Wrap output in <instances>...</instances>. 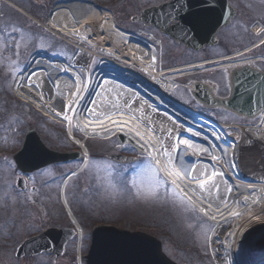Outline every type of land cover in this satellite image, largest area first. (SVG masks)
<instances>
[{"label": "bare ground", "instance_id": "6f19581e", "mask_svg": "<svg viewBox=\"0 0 264 264\" xmlns=\"http://www.w3.org/2000/svg\"><path fill=\"white\" fill-rule=\"evenodd\" d=\"M44 26L57 37L69 40L76 52L71 64L53 60L47 54L32 57L24 73L16 78L14 90L18 98L59 123L75 118L87 134L99 127L124 133L138 151L150 156L170 177L182 179L190 172L163 153L161 146L165 148L173 136L185 149L205 151L228 171L237 172L240 180L228 203L215 210H202L216 225L210 240L214 260L216 264H244L251 261L255 251L264 260L263 131L257 125L241 126L239 136H225L214 121L198 110L175 102L170 95L176 85L174 80L182 70L191 68H176L165 75L155 72L154 52H148L141 40L121 31L110 11L81 1L57 3ZM98 56L101 65L89 76L91 60ZM242 62L247 60H223L209 69ZM201 65L195 64L194 69L205 68ZM80 72L85 73L86 81ZM116 77L120 81L111 83ZM123 93L134 102L114 107L111 98ZM101 94L105 100L97 104L95 98ZM150 123L162 128L156 129L157 137ZM188 135L193 138L185 139ZM72 139L89 158L85 144L74 135ZM211 187L204 186L203 190ZM77 231L82 242L83 231L80 227Z\"/></svg>", "mask_w": 264, "mask_h": 264}, {"label": "rangeland", "instance_id": "374dc122", "mask_svg": "<svg viewBox=\"0 0 264 264\" xmlns=\"http://www.w3.org/2000/svg\"><path fill=\"white\" fill-rule=\"evenodd\" d=\"M58 1L71 0H49V3L46 0H12L20 11L8 4L0 7V264H76V241L73 239L58 258L47 253L35 257H14L15 247L23 239L46 227L70 226L59 201V185L68 173V168L48 167L28 175V189L20 193L14 188L18 172L11 160L30 127L38 132L50 149L72 150L64 126L45 118L33 106L9 93L12 80L35 54L36 50L31 46L33 40L41 44L40 50L43 53L54 54L65 61L72 57L68 61L72 62L76 52L74 45L36 25L27 16L45 17L47 4L54 6ZM77 1H90L101 9L109 10L117 26L130 31L138 28L130 18L144 7L160 0ZM245 4L247 10L248 7L259 6H250L248 1ZM255 13L259 11L253 10L249 12V16L255 18ZM156 35L163 41L164 67L202 57L176 48L173 42L160 34ZM217 78V75L213 76L216 82ZM221 82L222 78L219 83ZM172 95L189 103V96L182 88H177ZM209 113L226 121L235 120L223 111L214 110ZM88 145L92 154L91 161L82 177H76L66 190L69 206L84 228L82 256L87 252L91 229L97 224L111 223L156 237L162 242L165 254L177 264H215L211 257V247L209 248L212 224L196 212H189L184 203L170 189H166L146 160L130 163L126 167L115 165L106 158V152L111 154L119 151L132 156L130 146H119L116 141L106 144L98 140H89ZM136 164L144 169L142 175L132 171ZM108 165L112 167L109 168ZM133 177L136 178L140 195H137V189L130 187L129 181ZM31 187H35V190L31 191Z\"/></svg>", "mask_w": 264, "mask_h": 264}, {"label": "water", "instance_id": "95a60500", "mask_svg": "<svg viewBox=\"0 0 264 264\" xmlns=\"http://www.w3.org/2000/svg\"><path fill=\"white\" fill-rule=\"evenodd\" d=\"M233 15L234 10L226 0H171L142 10L136 20L198 50L215 45V34ZM173 19H178V22L167 27ZM223 73L228 89L226 97H218L216 86L210 82H194L190 90L192 98L205 108L225 110L242 119L258 117L264 111V72L251 64L229 68ZM71 157L47 149L36 132L29 129L21 150L13 156V160L20 171L30 172ZM112 158L122 160L115 156ZM21 184L19 179L17 185ZM72 236L71 229H48L20 244L15 256H33L42 251L59 256L65 242ZM253 254L251 261L244 264H264V260L259 259L261 253L255 251ZM84 259L85 264H176L163 253L158 239L110 225L97 226L92 230Z\"/></svg>", "mask_w": 264, "mask_h": 264}, {"label": "flooded vegetation", "instance_id": "af4514ba", "mask_svg": "<svg viewBox=\"0 0 264 264\" xmlns=\"http://www.w3.org/2000/svg\"><path fill=\"white\" fill-rule=\"evenodd\" d=\"M167 1L168 0H160L159 3H164ZM247 1L250 6L251 5H259V6L256 8H253L251 6L248 7L247 10L245 4V2ZM227 2L230 4L232 8L236 10L235 16L227 26L219 29L216 34L218 41L219 43H221L223 51L225 52L234 50L238 45L249 44L256 41L255 37L250 32V25L253 21L257 20L258 23L264 28V0H227ZM253 10L259 11V13H255V15H257L255 18L253 17L251 18V16H249V12H253ZM175 46L177 48H181L183 50L189 51L193 54H200V55H208L211 53L209 50L212 49V48H204L199 52H193L191 50L186 49L183 45L175 44ZM261 51L264 52V45L258 48L257 50L253 51V53L261 52Z\"/></svg>", "mask_w": 264, "mask_h": 264}, {"label": "snow or ice", "instance_id": "6c2138e0", "mask_svg": "<svg viewBox=\"0 0 264 264\" xmlns=\"http://www.w3.org/2000/svg\"><path fill=\"white\" fill-rule=\"evenodd\" d=\"M0 46H2V44H0ZM19 47V45H17V48ZM18 54V53H17ZM65 119H67V117H65ZM162 147V150H163V153L164 154H168V148H163V145L161 146ZM173 146H169V148H171ZM109 168H111L112 166L111 165H108ZM124 171H127V169H125ZM133 172H136L137 175H142L143 172H144V169L141 168V166L139 164H136L133 169H132ZM157 175H158V172H157ZM213 175H215V173H213ZM188 176H189V179H196V177L194 176H191L190 173H188ZM159 182V181H158ZM129 184H130V187L131 188H135L137 189V195H140V192H139V186L137 185V182H136V178L133 177L130 181H129ZM204 183H200L199 184V187L200 188H204ZM166 189H167V185H166Z\"/></svg>", "mask_w": 264, "mask_h": 264}, {"label": "trees", "instance_id": "16d2710c", "mask_svg": "<svg viewBox=\"0 0 264 264\" xmlns=\"http://www.w3.org/2000/svg\"><path fill=\"white\" fill-rule=\"evenodd\" d=\"M43 18V17H42Z\"/></svg>", "mask_w": 264, "mask_h": 264}]
</instances>
